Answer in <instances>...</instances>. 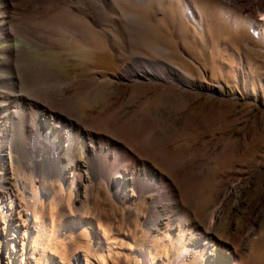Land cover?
<instances>
[{
	"label": "rangeland",
	"instance_id": "rangeland-1",
	"mask_svg": "<svg viewBox=\"0 0 264 264\" xmlns=\"http://www.w3.org/2000/svg\"><path fill=\"white\" fill-rule=\"evenodd\" d=\"M93 1H11L0 264H264V0Z\"/></svg>",
	"mask_w": 264,
	"mask_h": 264
},
{
	"label": "bare ground",
	"instance_id": "bare-ground-1",
	"mask_svg": "<svg viewBox=\"0 0 264 264\" xmlns=\"http://www.w3.org/2000/svg\"><path fill=\"white\" fill-rule=\"evenodd\" d=\"M11 1L12 0H0V73L3 71L4 68L9 67L8 62H11L12 58L14 57V55L16 53L15 46H10V44H9V46H3L4 44L1 45V42L2 41H8L11 39V37H12V35L10 33L11 29L12 30L14 29L13 31H11L12 33H14V31L17 33L21 28V27L19 28V25L16 24L17 21H15L13 15H11V17L7 15V13L10 10H12ZM97 1H93L94 9H96V11L99 13L101 11L105 13V9L103 6L104 4L102 5V4L98 3L100 0L98 2ZM100 2L106 3L107 1L102 0ZM208 8L209 7H207V9ZM209 9H210V11L208 12L209 16H211L212 18L216 17V19H218L217 16L219 14V11H215V9H213L212 7H210ZM262 19L264 20V18H262ZM69 27H70V25H69ZM75 37H76V35H75ZM144 73H146L148 76H153L154 72L152 73L149 71H145ZM136 75L139 76L138 73H136ZM15 79H16V77L13 76V74L6 76V77H4L0 74V115L3 118L2 119L3 121L0 120L1 121L0 124L2 125L1 126L2 128H4V127L6 128L7 132H9L11 130L10 127H12V126H9V128H8V126L5 125L7 121H11L13 123L16 121V118H18L17 120H20L21 118H23V115L21 114V112L23 111L22 110L23 109L22 95L21 94L17 95V94H15L14 91H11V89H14L17 85V82L15 81ZM20 101H21V104L19 103ZM11 112H13V116L11 115ZM19 114H20V116H19ZM44 114H46V113H44ZM61 125H64V124L62 123ZM32 126H33V124H32ZM54 128H56L57 130H59L58 128H60L62 130L60 125H55ZM69 133L70 132L67 131L68 137L71 136ZM72 141L73 140H71L70 143H72ZM168 194H170V193H168Z\"/></svg>",
	"mask_w": 264,
	"mask_h": 264
}]
</instances>
